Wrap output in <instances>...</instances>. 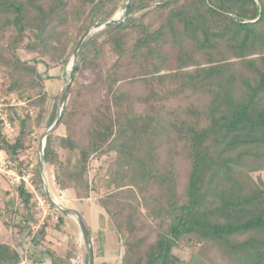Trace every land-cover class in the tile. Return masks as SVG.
Returning a JSON list of instances; mask_svg holds the SVG:
<instances>
[{"label":"trees","instance_id":"1","mask_svg":"<svg viewBox=\"0 0 264 264\" xmlns=\"http://www.w3.org/2000/svg\"><path fill=\"white\" fill-rule=\"evenodd\" d=\"M126 1L0 0L4 92L40 106V125L39 63L68 62L83 34ZM129 13L83 42L59 123L81 111L82 96L88 123L61 137L65 160L49 134L44 161L58 168L62 189L98 194L100 224L109 220L123 240L122 264H193L174 252L187 247L224 264H264V180L253 176L264 170V0H132ZM20 48L40 59H21ZM32 118H20L13 142L0 130L13 161ZM101 154L113 166L91 175ZM16 190L21 207L10 213L29 227L31 249L0 242V264H71L75 244L61 253L48 233L66 231L64 212L33 231L34 193L24 181Z\"/></svg>","mask_w":264,"mask_h":264},{"label":"rangeland","instance_id":"2","mask_svg":"<svg viewBox=\"0 0 264 264\" xmlns=\"http://www.w3.org/2000/svg\"><path fill=\"white\" fill-rule=\"evenodd\" d=\"M125 3L121 4L119 10L112 16V18H117L118 20H122L125 16ZM111 19V18H110ZM74 24H71L67 31L69 33H73ZM92 27V26H91ZM90 27V28H91ZM89 28V29H90ZM88 29V30H89ZM103 29V28H101ZM99 29V30H101ZM87 30V31H88ZM99 30H94L89 37H91L94 33ZM86 31V32H87ZM88 37V38H89ZM87 38V39H88ZM86 39V40H87ZM78 43V42H77ZM76 43V45H77ZM74 46V49L76 47ZM73 49V51H74ZM71 53V56L73 54ZM19 56L23 60L33 62V58L40 59V56L34 52L28 51L25 48H20L18 50ZM70 56V58H71ZM47 58V57H46ZM65 64L57 62L52 59L49 60V67L47 68L44 63H39V71L42 74L43 83H44V91L46 92V100L44 104V112L43 118L40 125H38V114L40 112V106L35 104H31L27 99H22L17 94H6L4 90L6 89L7 83L10 81L8 70L0 65V130L2 134L8 139L10 142H13L16 137L20 133V118L25 117L26 114L30 113L32 115V119L30 121V129L28 134H26L23 139L25 142L24 148H22L18 154L17 161H13L10 154H8L5 150L0 148V163L3 161H8L10 159L12 161V168L14 173L25 175L27 181L21 179L20 181L11 182V179L14 175L10 176L9 173L0 169V242H7L17 247L22 253L26 252L27 249H31L30 247V235L29 227L21 226L18 223L17 216H13L10 212L13 206L21 207L20 198L18 196V191L16 190L17 186L24 181L28 190L34 193V215L37 220V223L33 225L32 230L35 231L45 220H47V216H54L55 222L57 221L56 212L57 210L54 204L48 199L46 189L49 191L50 195L54 198L55 201L59 202L62 206L69 208L71 210L76 209L77 212L79 210L82 213H85L83 218L84 222L90 231V234L93 237L94 245L97 246L102 251L100 253V257H97L96 264H122V257L124 252V243L121 236L114 230L110 221H105V226L101 225L100 230H96L93 225H96L94 221L97 218L98 211L103 212L102 207L98 201V194H91L86 197L85 192H80L79 195H76L73 191L68 189H62L57 182V170L55 166H49L44 161L43 168V178L47 184V188H44L42 183V189L46 195V199L40 193L39 189L36 186V169L39 170V162H40V145L43 138V134L49 129L51 126L50 122L54 115L58 114L60 101L64 90L69 82L70 70L69 63ZM112 53L109 51L107 53V64L110 65L112 63ZM85 83V81H84ZM87 85V83H85ZM88 90V86H85ZM133 91H139V87H131ZM92 91V90H89ZM80 104L79 108L81 111H77V114L72 118H70L64 124H58L56 128L50 133L53 134L54 144L58 149L60 158L65 160L67 155L66 151L63 147H61L60 140L62 136H65L69 131L68 128L79 127L84 128L88 123V116L84 115L82 110L85 105H88L87 100L84 96L76 99ZM66 103V102H65ZM14 108V109H13ZM86 116V117H85ZM57 117V116H56ZM37 119V120H36ZM6 121L8 124H6ZM29 127V126H28ZM74 127V128H75ZM80 128V129H81ZM79 135H83V132H77ZM112 160V155H97L93 157L91 161V175L95 170L100 171L101 174L111 168L110 161ZM72 162H76V156H72ZM113 166V163H112ZM40 174V172H39ZM253 176L256 178L260 176L264 180V170L255 172ZM41 181L42 176L40 174ZM103 191V190H102ZM73 207L74 209L70 208ZM67 213V212H65ZM64 213V214H65ZM94 217V218H93ZM68 233L60 232L56 229H49V238H51L57 250L61 253H64L71 245H74L77 240H79V244L82 246V252H84L81 256L77 254V243L76 249L74 250V257L71 259V264H84L86 263L87 256V248L82 237V231L79 225L78 228V220L75 215H71L68 213ZM94 220H93V219ZM74 221V222H73ZM66 235V236H65ZM58 236H62L61 239H57ZM91 237V236H90ZM72 241L73 244L71 243ZM69 242V246L67 245ZM104 243V244H103ZM102 246V247H101ZM106 247V248H105ZM110 247V248H108ZM96 248V249H97ZM104 248V249H103ZM115 248V249H112ZM117 248V252H114ZM111 249L112 257L107 258L104 256L105 251ZM175 254L180 258L186 261H193V264H224L219 258L214 255L204 256L202 258L199 253L194 256L195 249L187 247V248H177L175 249ZM102 254V256H101ZM99 256V255H98ZM106 257V258H105ZM41 264H52V261L49 257L45 259Z\"/></svg>","mask_w":264,"mask_h":264},{"label":"water","instance_id":"3","mask_svg":"<svg viewBox=\"0 0 264 264\" xmlns=\"http://www.w3.org/2000/svg\"><path fill=\"white\" fill-rule=\"evenodd\" d=\"M132 0H127L126 4H125V16L122 20H118L117 18H111L108 19L106 21L94 24L87 32H85L83 34V36L80 38V40L78 41L73 54L70 58V63H69V70H70V77H69V82L64 90V93L62 95L61 101H60V106H59V111L57 114L56 119L54 120V122L51 124V126L49 127V129L43 134V138L41 141V145H40V162H39V172L42 176V183L44 185V188H47V184L45 182V179L43 178V168H44V151H45V145H46V140L48 135L56 128V126L58 125L60 119H61V115L65 106V102L67 99V95H68V91H69V87L70 84L72 82L73 79V74L75 71V64L77 62V57H78V53L79 50L83 44V42L89 37V35L94 31V30H99L101 28H105L106 26L110 25V24H122L130 15L129 13V3ZM46 193H47V197L48 199L54 204L55 208L59 211L62 212H67V213H72L76 216L78 223L80 225L81 231H82V237L84 239L86 248H87V253H88V261L87 264H94V249H93V244H92V240L90 237V234L87 230L86 224L82 218V216L75 210H71L69 208H66L64 206H62L59 202L55 201L54 198L50 195L49 191L46 189Z\"/></svg>","mask_w":264,"mask_h":264},{"label":"crops","instance_id":"4","mask_svg":"<svg viewBox=\"0 0 264 264\" xmlns=\"http://www.w3.org/2000/svg\"><path fill=\"white\" fill-rule=\"evenodd\" d=\"M70 208H72V209H74L73 207H70ZM75 211H77L76 209H74ZM65 213V212H64ZM78 213L82 216V218H84V216H85V213L83 212L82 213V211L81 210H79L78 211ZM102 212L101 211H98V215H97V218H95L96 219V221H94V223H96V225H93L95 228H96V230H100V228H101V224H100V214H101ZM71 215H74V214H72V213H70ZM65 215V218H66V222H67V227H66V234L68 233V213H65L64 214ZM94 218V217H93ZM92 218V219H93ZM94 220V219H93ZM74 222V221H73ZM86 223V222H85ZM105 226V225H104ZM78 228H79V224H78ZM66 236V235H65ZM90 236H91V240H92V244H93V249H94V253H99V256L98 257H100V253H102V251H101V249H100V246H99V248H97V246H95L94 245V240H93V237H92V235L90 234ZM62 238V236H58V240L59 239H61ZM76 243H77V247H78V249H77V254H79V256H81L82 254H83V256H84V252H82V246L79 244V240H77L76 241ZM75 243V244H76ZM104 244V243H103ZM68 246L70 245L69 244V242H68V244H67ZM102 247V246H101ZM97 248V249H96ZM106 248V247H105ZM108 248H110V247H108ZM75 249H76V245H75ZM104 249V248H103ZM112 249H115V248H112ZM110 252H112L111 251V249H108V250H106L105 251V254H103L104 256H107V258H109V257H112V254L110 253ZM114 252H117V248H116V250L114 251ZM101 256H102V254H101ZM86 258H87V256H86ZM106 258V257H105ZM113 258V257H112ZM96 259H98V258H96Z\"/></svg>","mask_w":264,"mask_h":264},{"label":"built area","instance_id":"5","mask_svg":"<svg viewBox=\"0 0 264 264\" xmlns=\"http://www.w3.org/2000/svg\"><path fill=\"white\" fill-rule=\"evenodd\" d=\"M6 124H8V122L6 121ZM0 169L5 171L6 173H9L10 176L14 175L11 179V182L14 183L15 179L16 181H20L21 179H23L24 181H27L26 176L25 175H20V174H16L13 171L12 168V161L10 159H8V161H3L0 163Z\"/></svg>","mask_w":264,"mask_h":264},{"label":"bare ground","instance_id":"6","mask_svg":"<svg viewBox=\"0 0 264 264\" xmlns=\"http://www.w3.org/2000/svg\"><path fill=\"white\" fill-rule=\"evenodd\" d=\"M69 65V64H68Z\"/></svg>","mask_w":264,"mask_h":264}]
</instances>
